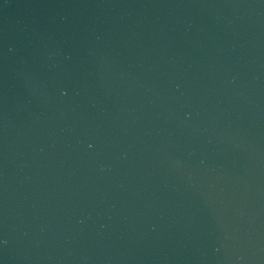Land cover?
Returning <instances> with one entry per match:
<instances>
[{
  "label": "water",
  "instance_id": "obj_1",
  "mask_svg": "<svg viewBox=\"0 0 264 264\" xmlns=\"http://www.w3.org/2000/svg\"><path fill=\"white\" fill-rule=\"evenodd\" d=\"M121 264H264V0H57Z\"/></svg>",
  "mask_w": 264,
  "mask_h": 264
}]
</instances>
